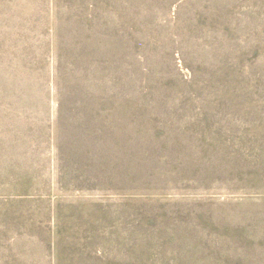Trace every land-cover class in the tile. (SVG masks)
<instances>
[{
	"label": "rangeland",
	"instance_id": "rangeland-1",
	"mask_svg": "<svg viewBox=\"0 0 264 264\" xmlns=\"http://www.w3.org/2000/svg\"><path fill=\"white\" fill-rule=\"evenodd\" d=\"M0 264H264V0H0Z\"/></svg>",
	"mask_w": 264,
	"mask_h": 264
}]
</instances>
